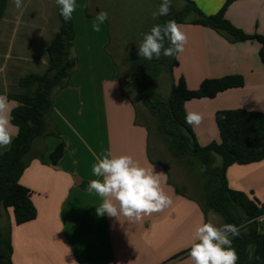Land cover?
Wrapping results in <instances>:
<instances>
[{"label": "crops", "instance_id": "crops-1", "mask_svg": "<svg viewBox=\"0 0 264 264\" xmlns=\"http://www.w3.org/2000/svg\"><path fill=\"white\" fill-rule=\"evenodd\" d=\"M190 1L211 16L222 9L226 0ZM47 2L23 0L18 10L13 0L8 1L0 21V95L25 93L27 89L19 86V80L46 72L47 47L61 27V22L58 26L46 17ZM53 3L58 11L55 0ZM100 11L96 6L89 19ZM226 19L249 35L264 36V0H238L227 9ZM180 26L187 43L177 56L174 82L184 78L189 89L196 90L205 79L240 75L245 81L244 87L213 99L186 103L187 112L203 116L202 123L193 130L199 145L207 147L220 142L217 112L244 109L264 114L260 45L255 41L230 43L213 29L199 25ZM101 28L106 34L107 21ZM76 40L77 35L75 44ZM92 42L89 36L86 53L78 59L68 86L54 98L50 132L60 136L35 141L34 150L43 155L30 162L20 180L33 193L37 218L16 225L11 211L3 213L2 228L8 224L12 227L13 264H71L72 260L77 264H192V233L209 214L205 215L201 207L204 183H198L191 174L198 172V167L192 159H178L166 140L148 124V112L139 109L131 95L125 91L123 94L121 71L106 51L108 42L101 44V54L95 53ZM11 102L13 110L17 103ZM61 142L65 143L64 156L53 165L50 155ZM9 149L0 147V153ZM109 151L112 156L129 155L141 166L163 172L166 182L162 177V187L172 204L139 222L98 216L96 208L102 198L87 191V185L97 179L92 173L94 154L102 156ZM177 162L184 163L187 173ZM227 181L230 189L264 203V160L230 166ZM260 222L264 232V216Z\"/></svg>", "mask_w": 264, "mask_h": 264}, {"label": "trees", "instance_id": "trees-1", "mask_svg": "<svg viewBox=\"0 0 264 264\" xmlns=\"http://www.w3.org/2000/svg\"><path fill=\"white\" fill-rule=\"evenodd\" d=\"M9 0H0V21ZM184 5L177 9L173 3L167 16H159L160 24L175 20L179 25L192 24L211 28L230 43L255 41L260 45L259 57L264 65V36L249 35L226 19L227 9L238 0H226L215 15L207 16L196 3L181 0ZM159 4L161 0H158ZM59 32L47 47L48 68L43 75L28 74L19 80L25 93H13L8 99L17 103L12 110V124L18 135L10 149L0 153V264H13L11 224L1 226L3 213L12 212L16 225H23L37 218L32 201V191L24 187L21 177L33 159L43 153L34 150L38 139L60 134L50 132L52 110L56 94L66 88L75 71L72 57L75 51V27L73 18L65 22L60 15ZM169 42L165 41V47ZM179 66L177 57L159 59L135 58L129 63L130 83L140 101L154 121V129L168 143L170 151L180 160L194 159L206 171L204 200L201 203L206 215L214 212L224 224L240 229L239 236L232 238V247L238 253L236 264H264V232L260 218L264 216V203L243 192L229 188L227 170L233 165H250L264 160V114L244 109L224 110L216 113L220 142L207 147L199 145L193 126L185 123L186 103L192 100L213 99L220 93L245 85L243 76L230 75L218 79H205L198 89H189L184 78L172 80L168 98L155 91V83L162 73L173 74ZM34 88L33 91H30ZM124 94V89H123ZM65 153L61 142L50 155L56 165ZM218 158L221 164L218 165ZM177 192H179L177 190ZM259 257L257 260L256 257ZM251 257V258H250Z\"/></svg>", "mask_w": 264, "mask_h": 264}, {"label": "clouds", "instance_id": "clouds-1", "mask_svg": "<svg viewBox=\"0 0 264 264\" xmlns=\"http://www.w3.org/2000/svg\"><path fill=\"white\" fill-rule=\"evenodd\" d=\"M16 9L23 7V0H13ZM60 15L65 22L72 19L78 7L77 0H55ZM172 7V0H161L153 18L167 16ZM19 19V17H17ZM108 20V13L100 11L92 21V30L100 32L101 26ZM169 46L165 47V41ZM187 35L175 20L154 25L149 33L143 35L138 45V55L147 60L165 57H177L184 51ZM6 95H0V147L10 148L18 128L11 123L12 105ZM203 116L197 112H186L185 123L198 126ZM95 156L92 173L97 179L89 181L87 191L95 192L102 198L97 206L98 216L107 215L120 221L123 217L129 222H139L144 216L162 212L172 204V199L162 187L163 172H155L153 166H141L129 155L112 156L109 151L102 156ZM202 172L206 166H201ZM214 212H209L206 222L197 225L192 233L189 256L192 264H236L238 253L232 247V238L239 236L240 229L233 224L217 225ZM251 258V257H250ZM258 260L259 257L257 256ZM71 264H77L75 260Z\"/></svg>", "mask_w": 264, "mask_h": 264}, {"label": "rangeland", "instance_id": "rangeland-1", "mask_svg": "<svg viewBox=\"0 0 264 264\" xmlns=\"http://www.w3.org/2000/svg\"><path fill=\"white\" fill-rule=\"evenodd\" d=\"M46 1H48L46 5V17L50 19L51 22H56L59 26L60 21L58 11L56 7H54L53 0ZM172 3L177 9L184 5L181 0H172ZM77 4L86 6L78 7L72 17L75 33L77 35L75 51L72 57L73 65L77 66L79 64V62L77 64L78 59L83 57L86 53L84 46L87 44L89 36L95 41L94 43H91V47L95 50L96 54H101V44L105 41L108 42L109 46L106 51L110 54L109 57L111 59L113 58L120 68L124 91L131 95L133 100L139 106V109H143L147 112L135 90L131 86L129 63L135 58H141L138 55V45L141 43L143 35L149 33L154 25L160 24L159 17L153 18V13L158 10L160 5L158 0H77ZM96 6H98L101 11H106L108 13V29L106 34L105 32L103 33L102 30L100 32H94L92 30L93 20H90L89 17L93 14ZM81 63L82 62H80V64ZM172 80L173 74L169 75L167 73H162L155 83V91L163 98H168L172 86ZM147 122L154 129V121L150 117ZM155 156L157 157V155ZM162 159L166 164L170 163V161L166 160L164 157H162ZM174 159L175 162L178 161L176 157ZM192 161H194L198 167V172L195 170L192 171V177L198 183L200 182L203 184L204 177L200 170L199 163L194 159H192ZM177 163H179L180 166H183V162ZM217 164H221L220 158H218ZM183 167L185 168L184 171L187 173L188 168L186 166ZM195 197L198 198L197 193L195 194ZM203 197L204 195H202L201 201L204 200ZM217 217L218 219L215 223L217 225L224 224L223 219L219 215H217Z\"/></svg>", "mask_w": 264, "mask_h": 264}]
</instances>
